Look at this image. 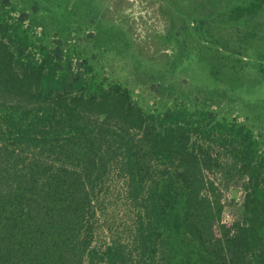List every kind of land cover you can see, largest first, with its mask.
<instances>
[{
  "label": "trees",
  "instance_id": "obj_1",
  "mask_svg": "<svg viewBox=\"0 0 264 264\" xmlns=\"http://www.w3.org/2000/svg\"><path fill=\"white\" fill-rule=\"evenodd\" d=\"M84 1L0 0V264H264V127ZM114 179L134 246L95 245Z\"/></svg>",
  "mask_w": 264,
  "mask_h": 264
},
{
  "label": "rangeland",
  "instance_id": "obj_2",
  "mask_svg": "<svg viewBox=\"0 0 264 264\" xmlns=\"http://www.w3.org/2000/svg\"><path fill=\"white\" fill-rule=\"evenodd\" d=\"M245 1L85 0L84 3L103 24L112 21L115 36L124 39L130 28L138 48L146 55L179 63L181 71L178 72L182 78L203 79L207 83L204 87L225 91L231 103L245 105V110L233 115L244 120L246 113L258 126L264 127V10L258 16L236 15L235 6ZM236 58L241 59L243 67L240 75L231 74L224 65ZM214 63L218 68L213 67ZM115 74L125 81L120 71ZM241 75L245 78L244 89L235 94L230 88L233 85L230 79ZM135 97L142 104L152 103L145 86L136 87ZM231 192L228 191V195ZM237 195L239 200L242 190H237ZM232 217L231 207H227L225 221ZM134 218L122 180H112L100 210L95 245L104 246L120 238L134 246L130 235Z\"/></svg>",
  "mask_w": 264,
  "mask_h": 264
},
{
  "label": "water",
  "instance_id": "obj_3",
  "mask_svg": "<svg viewBox=\"0 0 264 264\" xmlns=\"http://www.w3.org/2000/svg\"><path fill=\"white\" fill-rule=\"evenodd\" d=\"M232 192H233V195H235V196L237 195V189H233Z\"/></svg>",
  "mask_w": 264,
  "mask_h": 264
}]
</instances>
